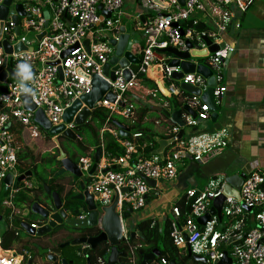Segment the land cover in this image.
<instances>
[{
	"label": "built area",
	"instance_id": "1",
	"mask_svg": "<svg viewBox=\"0 0 264 264\" xmlns=\"http://www.w3.org/2000/svg\"><path fill=\"white\" fill-rule=\"evenodd\" d=\"M183 1L184 4L181 5L177 0H162L166 5L162 7L153 0H139L142 8L149 12V19L143 25L138 23L145 36L144 46L138 52L141 57L136 70L128 67L130 80L127 81L122 68L114 71L113 80L103 74V66L109 59V54L113 53V47L108 40L119 34L120 19L117 18L123 15L124 0H13V4H22L25 16L18 17V34L15 32L12 15L8 13L3 21L0 71L6 63L14 70L27 68L33 72L27 76L20 75L18 79L8 77L5 81L6 91L0 92V186H5L3 181L7 174L12 175V181L17 177V151L8 125L17 122L31 138L40 137L41 128L34 121V111H29L24 106L23 96L27 94H30L35 110L41 109L51 125L56 126L63 123V113L72 102L90 92L91 77L97 75L108 83L115 99L113 102L101 99L95 107H103L111 114L132 120L135 118V105L127 93L137 85V76L146 74L152 65L158 70L169 96H178L180 83L199 88L201 92L207 88L206 79L196 72L185 73L180 79H174L173 74L180 72V67L170 65L173 56L163 51L168 47L182 52L189 51L187 42L191 43L192 48L201 49L206 47L203 38L207 37L219 45L218 50L209 55L206 63L214 69V100L217 103L222 99L226 92L222 77L230 47L221 45L220 33L226 29L232 12L246 10L252 0ZM2 2L0 0V8ZM98 5L104 11L110 12L111 16L101 19ZM228 5L231 7L227 8ZM208 11L214 29H197L199 22L191 17L192 14L203 12L209 15ZM45 12L48 13L47 18ZM106 30L111 36L105 34ZM43 31L45 35L38 41L36 36ZM30 33H33L32 38L27 37ZM87 39L88 48L84 44ZM2 40L12 46L21 41L26 49L7 53ZM69 49V54L61 58L62 53ZM55 61L59 63L51 65ZM58 66L61 68V79ZM184 104L195 112L194 117H188L184 121L188 126L197 127L202 121L209 120L208 106L199 97L190 95ZM74 127L72 122L65 124V128ZM106 130L118 140L124 153L112 160L114 165L111 166V162L104 163L103 166L98 164L91 174L90 158H80L78 167L87 179L85 189L94 194L101 205L110 204L117 196L116 210L122 223V215L127 208L131 212H137L145 207L151 189L145 178L155 182L171 180L178 176L179 171L171 158L144 153V146L137 142L139 132L131 133L132 139H128L121 138L118 130ZM179 130L174 124L169 129L170 138L184 152L190 154L194 161L200 160L209 152L225 148L228 144L226 129L203 131L197 128L196 132L185 139H178ZM102 157L109 159V154L106 152L105 157ZM225 176L227 174L208 178L205 184H193L184 191L182 195L185 196V206L190 198L193 199L185 216H181L175 204L172 206L171 241L176 247L186 249L188 245L192 254L203 255L206 264H264V169L245 173L238 190V198L224 197L221 220L212 215L205 224L197 222V218L209 210L213 199L222 193ZM23 184L27 188L35 186L26 179ZM15 192L12 189L10 197ZM1 204L15 212L11 199H5ZM84 217L85 215L79 216L80 219ZM224 217L226 221L223 220ZM219 224L221 228H218ZM31 226L38 227L34 223ZM122 226L126 240L124 224ZM231 240L234 241L229 244ZM231 244L233 249L230 251L227 246ZM130 256L129 264H138L131 249ZM225 257L230 262H221ZM29 258L27 252L18 256L12 250H4L0 236V264H26ZM160 262L170 263L165 258H161Z\"/></svg>",
	"mask_w": 264,
	"mask_h": 264
},
{
	"label": "crops",
	"instance_id": "2",
	"mask_svg": "<svg viewBox=\"0 0 264 264\" xmlns=\"http://www.w3.org/2000/svg\"><path fill=\"white\" fill-rule=\"evenodd\" d=\"M123 7L124 10L125 7L129 10L124 11ZM122 14V17L124 18L120 19V26L124 25L126 27V30L127 26L122 23V20H124L125 17L129 18V20L132 18L131 23L134 24V29L133 31L127 32L132 33V39H136L139 41V44L133 47V51L140 59L141 53L138 54V52L144 46L145 36L139 27L140 25L138 26V23H141V25H143V22H141L140 20V16H143L144 22L148 21L149 12L142 8L139 0H124L122 6ZM232 14L233 15L231 16L230 22L227 24L226 29L220 33L221 45H228L230 47L229 57L226 60V67L224 69L222 77V83L226 85V92L224 93L222 99L217 102L218 117L215 122L204 120L197 127L198 129H201L203 131L226 129V131L228 132V144L225 148L209 152L208 154L203 155L200 160L194 161L190 154L184 152L178 144L174 143L171 140L169 129L172 125H174V123L170 120L169 117H166L161 111H158L153 107L158 106L168 109L169 112H173L175 110L172 108L173 97L169 96L168 92L167 95H165L164 92L160 90L159 86H162V88H164L165 90L166 88L164 82H162V79L158 74V70L155 69V66L152 65L151 67H149L146 74H139L136 78L137 85L129 90V95L135 105V118L134 120H125L130 123H139L140 129L144 130V144L146 146L150 145V149L147 155L151 156L155 154L159 157L161 156L163 158H171V153H173L174 157H172V160L174 161L176 166L178 165L177 168L179 173L175 179L150 183L149 186L151 189L148 192L145 207L140 211L131 212V215L128 218L130 220L133 213H136V215H134L131 219L132 225L126 228L124 224L125 219H122V224H124L125 230L134 231V226L136 225V223L145 219H156L160 223L166 220H170L172 206L178 200L180 195H182L184 191L193 184H197L200 186L202 184H205L208 178L217 175H231L240 172L248 173L255 169H264V0H252L246 10L242 12L239 10H235L232 12ZM191 17L198 20L199 29H214L210 12L209 15L204 14L203 12H195ZM136 31H138V34H134ZM105 34L111 36V33L108 30L105 31ZM109 55L111 56L112 53ZM190 62H194L196 64L200 62L206 63V61L199 58H191ZM130 66L134 70H136L137 68V65H135V68L133 67L134 65ZM208 66L212 71L214 70L210 65ZM152 68L155 70L156 75H153L150 72ZM140 76L143 77L139 78ZM158 94L162 97H159ZM166 97L167 100L165 99ZM153 98H156L155 102H152ZM168 99L171 100V102H169ZM188 117H192L191 113L183 110L182 119L185 121ZM72 130L74 131V129ZM141 130L137 131L140 132ZM183 130L184 135L181 137L183 139L196 132L194 126H188L186 122L184 124ZM130 131L131 133L136 132L132 131L131 129ZM10 132L14 139V147L16 151L20 149L24 151L31 150V152H33L34 154L35 146L28 140L29 135L23 127L18 125L17 128L11 129ZM41 137L44 138L45 136L41 135L40 133V137L38 138ZM49 137L50 140H57V137ZM58 142L59 148H57L58 156L56 159L59 161V165L56 163L55 165L49 166H53L57 169V171L61 168V155L64 154L65 157H68L61 148L60 141ZM55 148L44 149L41 152L38 161H35L37 160V158L34 154V162L36 164H39L41 157L44 156V154L54 153ZM105 153L106 152L102 150L101 157L102 155L105 157ZM175 155H177V157H175ZM88 158L92 160L93 164L94 155L93 157ZM102 159L103 160L100 159L99 162L100 166H103L104 163L107 164L109 162H111V166L114 165V161L112 162L113 159L111 161H109L108 158L102 157ZM115 168H117V166ZM82 176L84 175L82 174ZM75 178L76 185L72 187L74 189V195L80 192V184H82L80 178ZM14 181H12V185ZM86 182L87 179L85 177L84 185ZM33 204H38L40 207L49 210V212L53 211L52 204L50 208L44 207L38 202H33L30 205L28 211H30L29 218L31 222H28L35 223L37 226H40L43 224L39 223V219L41 217L31 211V207ZM81 206H84L82 202ZM28 211L26 210L22 214L26 215ZM82 215L86 216L87 213ZM68 216L70 217L69 214ZM9 221V224L11 225L10 218ZM73 221L78 222L77 220H69V222ZM64 223L65 225L63 226L85 227L82 226L81 224L83 223L80 222L74 225L66 224V221ZM2 231L3 226L0 224V236ZM22 231L26 233L23 229ZM26 234L29 235L28 233ZM44 237L46 238V241L50 243V234ZM61 237L62 241L66 239L64 238V234L60 235L59 232L56 240L51 244H57L59 241H61ZM77 246V252L78 249H83L84 246L88 247L85 244H80ZM64 248H62V250ZM48 249L46 253L45 259L47 260L45 264L61 263L60 259L64 257L62 255V250L58 255L56 261L53 262L52 260L48 259ZM12 251H14V253L18 256L27 251V254H30L29 252H31L26 248L22 249L20 252H15V250ZM33 255L34 259L35 256H38L34 253ZM81 257L84 259L85 264H87V259L84 256ZM29 259L31 260V256ZM29 259H27V261ZM67 260L69 261V263L72 262V260L70 259Z\"/></svg>",
	"mask_w": 264,
	"mask_h": 264
},
{
	"label": "water",
	"instance_id": "3",
	"mask_svg": "<svg viewBox=\"0 0 264 264\" xmlns=\"http://www.w3.org/2000/svg\"><path fill=\"white\" fill-rule=\"evenodd\" d=\"M177 1L181 5L184 4L183 0H177ZM12 2L13 0H3L0 8V19H1L0 39L2 37L3 21L5 20L8 13L12 15L11 19L14 22L16 34L19 33L18 17L25 16V12L22 4L21 3L13 4ZM153 2L159 6L166 7V5L162 2V0H153ZM97 8L102 14L101 19H103V17L111 16L110 12L104 11L101 5H98ZM44 15L46 18L48 17L47 12H45ZM140 20L144 24L143 16H140ZM196 28L198 29L199 26H197ZM44 35H45V31L38 34L36 36L37 40L40 41V39ZM203 40L206 44V47L201 49L192 48L191 43L187 42V47L189 48V51L182 52L171 47H168L163 51L173 56V58L170 60V65L180 67V72L173 74L174 79L178 80L181 78L182 74L192 73V72H196L202 75L206 79L207 88L202 92L200 91L199 88L184 83H180V89L187 92L190 95L199 97L201 102L205 103L208 106L210 112L209 120L211 122H215V120L218 117V112H217L218 106L212 94V89L213 87L216 86V80L215 77L213 76V71L205 62H200L198 64L194 62H190L191 58H199L206 61L211 53H214L218 50L219 45L213 43L211 39L204 37ZM108 43L113 47V53L103 66L104 76H107L113 80L114 71L119 68H122L125 79L129 81L130 73L128 67H130V65L139 64V58L133 51V47L138 45L139 41L136 39H132L131 33L127 32L126 27L122 25L120 26L119 34L117 35V37L110 38L108 40ZM84 44L88 48V39L85 40ZM2 45L4 46L5 52L7 53H10L11 51L17 52L26 49V46L21 41H19L17 44L12 46L6 40H2ZM70 51L71 49L63 52L61 58L69 54ZM58 63L59 61H55L51 63V65H56ZM32 72H33L32 70H28V74H31ZM58 72H59V78L61 79L62 74H61L60 66H58ZM150 72L153 75H156V72L153 68L151 69ZM24 74H25L24 69L17 71L10 68L9 66H7L6 63H4L2 70L0 71V92L6 91L5 81L8 79V77L12 79H18L20 75H24ZM91 85L92 88L90 92L75 99L72 102V104L64 111L62 117L63 123L56 126L51 125V123L47 120L41 109L35 110V106L31 102L30 94L23 96L24 106L27 110L34 111V121L49 136L57 137L56 138L57 140L59 137H61L64 139H69L74 141L77 139L76 133L70 128H65V124L72 122L75 127L82 126L86 124V122L90 119L92 111L94 110L95 105L98 101L104 99L106 101L113 102L115 99L114 94L109 89L108 83L105 80L101 79L99 76L93 75L91 77ZM159 88L160 90H162V92H164L165 95H167V91L164 88H162V86H159ZM153 108L158 111H161L166 117H169L170 120L180 128L178 139H181V137L184 135L183 127L185 123L184 120L182 119V111L183 110L188 111L189 113H191L192 117L195 116L194 110H191L190 107H188L186 104L183 105L181 109H176L173 112H169L168 109L161 108L158 106H154ZM114 123L116 124L118 134L121 138L130 137L131 131L129 127L118 121H115ZM101 152H102L101 146L95 149L93 164L89 170L90 174L94 172L97 165L99 164L101 159ZM175 157H177V155H175ZM60 161H61V168L53 176L56 177L65 172H68L71 173L73 176L80 178L82 182V184H80V192H78L76 195H73L71 199L82 202L87 210V215L82 219L70 218L68 216L67 210L63 208V202L59 194L54 191L52 192L51 189L46 184L41 183L44 192L52 199L53 211L49 212V210L40 207L38 204H33L31 207V211L33 213L38 214L43 220H45V223L38 226L37 228H34L31 226L29 222L22 221L20 223V227L29 235L37 238H42L44 236L51 234L52 231L56 229L58 226L65 225L64 223L65 221L66 224L69 225L78 224L80 222L83 223L81 225L85 227L96 226L100 231L99 234H97L96 236L75 238L73 240L60 243L55 248H49L48 259L55 262L62 248L70 244L71 245L85 244L93 249L99 243L106 241L110 248V252L109 255L107 256L106 264H119L117 260L118 256L125 257L126 254L118 250V246L124 240V231L120 216L116 210L118 204L117 196L112 200L110 204L101 205L99 202L96 201L95 195L90 193L87 189H85V185H84L85 176H82V172L79 169L77 163L73 162L70 158L65 157L64 154L61 155ZM29 176H32V171L30 170L17 176L15 178V182L16 183L23 182ZM244 177H245L244 172L225 176V183L223 186L222 193L218 197L213 199L209 210L203 216L197 218V222L200 224H205V222L212 215H216L218 220H221V206L224 197L235 196L238 198L239 197L238 190ZM12 179H13L12 175L10 174L6 175L3 181L5 184L4 186L5 188H8L12 185ZM145 180L149 185L150 183L155 182L154 180L147 178H145ZM192 199L193 198H190L188 200V203L185 206V211L188 210L189 204ZM130 215H131V210L127 208L126 212L123 213L122 218L128 219ZM1 219L2 217L0 216V220ZM69 220H77L78 222H74V221L69 222ZM218 228H221V224L218 225ZM128 236L130 237L138 236L143 238L141 232L133 231V230L128 232ZM234 240H231L229 244ZM186 252L188 256L193 258L195 261L206 263L204 257L192 254L190 247L188 245H186ZM158 256H159V251L153 250L152 252L147 253L143 256L141 264H146L148 261H151ZM60 261L61 264L69 263V261L65 257H62ZM221 262L228 263L230 262V260L227 257H225ZM26 264H31V260L29 259L26 262ZM169 264H175V262L170 261Z\"/></svg>",
	"mask_w": 264,
	"mask_h": 264
},
{
	"label": "trees",
	"instance_id": "4",
	"mask_svg": "<svg viewBox=\"0 0 264 264\" xmlns=\"http://www.w3.org/2000/svg\"><path fill=\"white\" fill-rule=\"evenodd\" d=\"M135 67L136 66H134V68ZM141 77L143 76H140L139 78ZM127 94L129 95V91ZM187 98H190V95L187 92L180 90L178 96L173 99L172 108L175 110L181 109ZM0 110H2L1 106ZM114 115L116 114H111L109 110L103 107H95L86 124L74 127V131L78 136V139L75 141L62 139L68 143L67 146H64L62 143L60 144L68 158H70L73 162L78 163L79 159L82 157H93L95 149L100 146L104 152L109 154V161L121 156L124 153V148L106 129L109 128L117 130L116 124L114 123L115 121L124 123L132 131L138 132L137 130L141 129L139 127V123H130L128 122L129 120L124 122L117 119ZM18 125L21 126L17 122L10 123L8 125V129H15ZM197 127H194V129H197ZM102 129L105 130L102 132ZM41 131L46 138H50L45 131L42 129ZM81 132H85L86 141H83V138L80 135ZM139 133L140 136L138 137L137 142L145 145V138L143 137L145 134L144 130H141ZM127 138L132 139L131 136ZM68 146H71V148L68 149ZM149 146L150 145L144 146V153L148 154L150 149ZM16 155L17 176L30 170L32 171V175L37 180V185L31 188L25 187L23 182L14 183L9 188L0 186V216H2L4 221L3 231L1 233V246L4 250H15V252H20L22 249H25V244L22 240L23 231L20 228V223L22 221L31 222L29 218L30 211H28L30 205L33 202H38L42 206L50 208L52 204L51 197L44 192L41 183L46 184L52 192L54 191L59 194L63 202V208L67 210L71 218L76 219L80 215L86 214L87 210L84 206H81L80 201L71 199L74 195V189L72 187L76 185V178L68 172L56 177L53 176L57 169L53 166H49L55 165L56 163L59 165V161L56 159L58 156L57 148L54 149V153H48L47 155L42 156L39 164L34 162L35 156L31 150L24 151L20 149L16 152ZM172 157H174L173 153H171V159ZM26 180H29V178ZM12 189L16 190V192L12 194V197H10ZM8 198L11 199L15 212L17 210L16 213H13L11 209H7L1 205V202ZM184 199L185 196L182 195L175 202V205L180 210L181 216L186 215ZM26 210L28 211L27 214L23 215L22 213ZM9 218L11 219V225L9 224ZM39 223H44V220L40 218ZM134 229V231L141 232L143 238L138 236L130 237L128 236V232L130 230H126V240H123L118 246V250L126 254L125 257H118V261L121 264H129V259L131 257L130 249L132 250L134 258L138 264H141L142 258L145 254L150 253L153 250H158L159 256L151 261H148L147 264H161V258L167 259L168 262L174 261L175 264H206L195 261L193 258L188 256L185 248L176 247L172 243L170 238V220H166L162 223L158 222L156 219L141 220L136 223ZM59 232L60 235L64 234V238H66L67 234H69L70 237L63 241L61 239V241L55 245L48 243L45 237L36 239V242L47 250L49 247H56L60 243L73 240L75 238L96 236L100 231L96 226H58L52 231L50 238H56ZM26 237L29 236L26 235ZM109 251L110 248L106 241L99 243L93 249L86 246H84L83 249H78L79 255L84 256L87 259V264H106ZM29 253L31 256V264H33L34 255L32 252Z\"/></svg>",
	"mask_w": 264,
	"mask_h": 264
},
{
	"label": "rangeland",
	"instance_id": "5",
	"mask_svg": "<svg viewBox=\"0 0 264 264\" xmlns=\"http://www.w3.org/2000/svg\"><path fill=\"white\" fill-rule=\"evenodd\" d=\"M17 1V0H15ZM231 5H228L227 8H230ZM123 10H124V7H123ZM129 9L125 7V10L124 11H128ZM132 17V16H131ZM124 17L122 18H117V19H123ZM132 19V18H131ZM129 20V18L125 17L124 20H122V23L125 24L127 26V31H133L134 29V24H132V20ZM108 33V32H106ZM131 33V32H130ZM25 34V33H24ZM132 34V33H131ZM134 34H138V31H136ZM27 37L29 38H32L33 37V33H30V34H27ZM135 66V65H134ZM133 66V67H134ZM159 97H162L158 94ZM176 96H173V99L175 98ZM167 100V97L165 98ZM156 101V98H153L152 99V102H155ZM169 102H171V100L168 99ZM117 119L121 120V121H124V122H127V120H125L124 117L120 116V115H114ZM131 120V119H130ZM41 135H43V132H41ZM81 137L83 138V141H86V134L85 132H81ZM28 140L30 142H32L35 146V150H34V154L37 158V160L35 161H38L39 160V156L41 154V152L44 150V149H48V148H59V143H58V140H50V139H46L45 137L44 138H38V139H33L31 138L30 136H28ZM64 144V146H67L68 143L67 141L65 140H61L60 141V144ZM71 146H68V149H70ZM44 155H47V154H44ZM178 163V162H177ZM178 166V165H177ZM180 168V166H179ZM66 173V172H65ZM64 174V173H63ZM29 181H31L34 185H37V180L36 178L32 175V176H29ZM14 183H16L14 181ZM13 183V184H14ZM151 201V200H150ZM2 205V204H1ZM136 215V213L132 215V218L133 216ZM131 218V219H132ZM131 219H125L124 221V224H125V227L128 228L132 225V222H131ZM224 221H226V217L223 218ZM130 223V225H129ZM0 224L2 226H4V221L3 219L0 221ZM128 226H127V225ZM250 227V226H249ZM247 227V228H249ZM26 233L23 232V242L25 244V248L30 250L32 253L38 255V256H35V259H34V262L33 264L37 263V264H45L46 260V253H47V250L44 248V247H41V245H39L36 241V239H38L37 237H32L30 235H28L29 237H26L25 235ZM70 237L69 234H67L66 238ZM62 239V237H61ZM56 238L53 240L52 238L49 239V242L52 243L53 241H55ZM77 245H69L67 247H65L63 250H62V255L66 258V259H70L72 260V262L68 263V264H85L84 262V259L79 255V253L76 251L77 250ZM227 248L231 251L233 249V244H231L230 246H227ZM201 257H203V255H200ZM44 261V262H43ZM41 262V263H40ZM201 263V262H200Z\"/></svg>",
	"mask_w": 264,
	"mask_h": 264
},
{
	"label": "clouds",
	"instance_id": "6",
	"mask_svg": "<svg viewBox=\"0 0 264 264\" xmlns=\"http://www.w3.org/2000/svg\"><path fill=\"white\" fill-rule=\"evenodd\" d=\"M27 74H28V69L27 68H25V75L27 76ZM11 187V186H10ZM9 188V187H8ZM97 201V200H96ZM31 224V223H30Z\"/></svg>",
	"mask_w": 264,
	"mask_h": 264
},
{
	"label": "flooded vegetation",
	"instance_id": "7",
	"mask_svg": "<svg viewBox=\"0 0 264 264\" xmlns=\"http://www.w3.org/2000/svg\"><path fill=\"white\" fill-rule=\"evenodd\" d=\"M63 138L59 137L58 140L61 141Z\"/></svg>",
	"mask_w": 264,
	"mask_h": 264
}]
</instances>
